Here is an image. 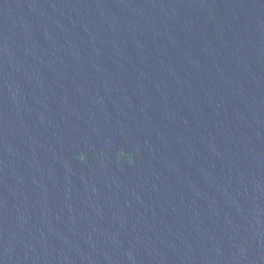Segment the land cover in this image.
<instances>
[{
	"label": "water",
	"instance_id": "1",
	"mask_svg": "<svg viewBox=\"0 0 264 264\" xmlns=\"http://www.w3.org/2000/svg\"><path fill=\"white\" fill-rule=\"evenodd\" d=\"M0 264H264V0H0Z\"/></svg>",
	"mask_w": 264,
	"mask_h": 264
}]
</instances>
